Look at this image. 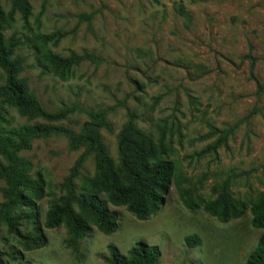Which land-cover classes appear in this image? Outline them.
<instances>
[{
    "label": "rangeland",
    "instance_id": "374dc122",
    "mask_svg": "<svg viewBox=\"0 0 264 264\" xmlns=\"http://www.w3.org/2000/svg\"><path fill=\"white\" fill-rule=\"evenodd\" d=\"M28 1V23L15 12L4 34L19 41L20 78L42 106L72 111L54 125L79 133L87 111L110 110V129L101 134L118 163L117 136L132 113L163 143L162 158L175 165L176 175L165 202L146 220L108 203L115 233L93 227L76 259L65 224L49 229L45 223L51 206L67 196L66 179L84 149L70 150L64 135L33 139L20 156L30 162L40 194H29L31 213L26 207L15 212L21 237L1 227L5 264H107L110 247L127 255L138 242L157 249V264H246L264 235V228L252 226L250 206L264 197V0ZM0 3L12 11V0ZM181 6L188 17L180 15ZM45 35L55 36L41 46L36 38ZM42 51L62 58L93 54L100 62L51 68L41 61ZM2 75L0 69V82ZM36 123L44 121L29 120L0 99L1 130ZM96 164L95 155L84 162L78 194ZM5 187L0 179V204ZM223 192L245 207L225 223L204 209ZM35 236L41 244L32 242ZM190 236L199 244L187 243Z\"/></svg>",
    "mask_w": 264,
    "mask_h": 264
},
{
    "label": "trees",
    "instance_id": "16d2710c",
    "mask_svg": "<svg viewBox=\"0 0 264 264\" xmlns=\"http://www.w3.org/2000/svg\"><path fill=\"white\" fill-rule=\"evenodd\" d=\"M15 12L20 13L22 20L27 24L31 15V4L28 0H12V11L7 14L0 3V69L3 71L0 99L4 104L17 109L23 117L29 120L41 119L44 123L10 130L0 129V179L6 184L2 190L4 202L0 204V230L5 226L10 233L21 237L20 218L15 212L24 207L35 206L29 194H40V183L30 175L31 164L20 156L21 152L30 149L33 139L64 135L69 141L70 150L84 151L66 179L67 196L61 203L51 206L46 214L45 225L54 229L65 224L68 230L66 245L72 250L74 257L80 259L82 241L93 227L107 235L115 233V213L108 209V203L125 206L138 220H146L159 209L161 202H165L175 179V165L162 158L167 152L163 143L155 142L142 130L136 123V115L132 113L128 114V120L117 136L118 163L110 156L101 134L103 129H110V110L87 111L89 120L82 125L79 133L54 125L68 118L72 111H47L35 92L20 78L24 70V58L16 54L19 41L14 36L7 39L4 34L6 27L13 21ZM179 13L184 17L189 16L182 6ZM54 36H38L36 40L43 46ZM40 58L51 68L62 69L71 68L83 61L100 62L97 56L87 53L62 58L50 51H42ZM218 144L209 146V149L215 151ZM91 155L96 156L97 172L93 178L87 179L83 194L80 195L75 180L79 177L84 162ZM101 195H106L107 199L102 200ZM250 206L253 215L252 226L256 229L264 228V197ZM244 208L243 204L236 203L226 192H223L220 198L204 204L206 213L223 223L242 216ZM29 210L31 213L32 208ZM31 240L35 245H39L43 238L35 236ZM186 242L196 245L200 240L198 236H190L186 238ZM4 255L0 251V264H5ZM157 258L156 248L138 242L127 255H121L115 248L110 247V255L105 258V262L157 264ZM246 264H264V235L248 255Z\"/></svg>",
    "mask_w": 264,
    "mask_h": 264
}]
</instances>
